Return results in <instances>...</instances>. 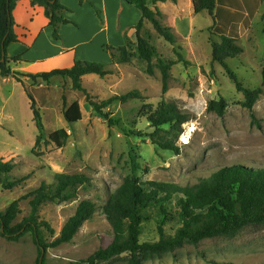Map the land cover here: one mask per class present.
Listing matches in <instances>:
<instances>
[{"label": "rangeland", "instance_id": "rangeland-1", "mask_svg": "<svg viewBox=\"0 0 264 264\" xmlns=\"http://www.w3.org/2000/svg\"><path fill=\"white\" fill-rule=\"evenodd\" d=\"M240 20L238 17L232 35L241 39L238 44L244 52L227 63L242 85L254 90L262 87L264 79V8L261 21L258 19L251 24L253 17H250L242 31ZM196 23L205 30H196L191 39L178 40L174 46L161 38L150 23L144 27L143 34H148L157 50L152 74L148 72V64L135 54L129 64L113 65L112 75L83 77L85 91L74 89L71 79L61 76L49 81L30 78L25 89L35 101L42 124L41 142L36 149L38 156L31 150V141L39 132L28 96L16 88L9 99L6 112L14 114L15 121L6 122L10 125L0 132V158L15 166L10 175L12 179L27 177V180L12 190H5L0 183V212L20 200L16 221L21 222L30 214V199L24 197L44 182L55 184L57 174L81 173L92 180L91 186L80 190L77 199L48 202L41 208L40 221L47 222L53 230H44V237L51 243L59 237L82 201L90 200L97 206L93 219L84 223L70 243L49 249L45 264H76L113 242V229L104 207L129 176L135 175L143 182L185 186L194 185L199 178L208 177L227 165L264 169V95L254 106L253 113L242 106L243 94L237 91L223 67L213 62L211 43L219 42L222 33L213 27V19L208 13L199 15ZM179 54L187 64L180 62L171 67L168 91L164 93L158 60L177 62ZM134 90L140 91L145 100L126 104L115 102L104 110L109 113V118L97 113L91 105V101L100 103ZM3 91L5 98L11 86L3 87ZM3 96L0 95V109ZM221 98L228 103L223 117L208 111L209 102ZM75 101L80 103L83 117L79 123L70 126L64 113ZM162 101L174 103L190 119L183 125V133L177 141L180 155L162 150L147 136L131 133L154 132L145 110L156 109ZM146 105H152V108H144ZM109 119L114 123L110 124ZM61 128H67L70 134L62 149L49 138ZM170 130V126L164 127V132ZM133 161L140 167L135 174ZM146 216L140 242L157 243L161 239L162 217L157 209L150 210ZM179 227V209L173 201L168 205L165 235H174ZM127 256L124 254L100 264H127ZM37 258L38 247L31 234L18 241H9L0 229V264H37ZM143 264H264V225L249 226L231 238L206 239L197 246L186 244L172 253L145 260Z\"/></svg>", "mask_w": 264, "mask_h": 264}, {"label": "trees", "instance_id": "trees-1", "mask_svg": "<svg viewBox=\"0 0 264 264\" xmlns=\"http://www.w3.org/2000/svg\"><path fill=\"white\" fill-rule=\"evenodd\" d=\"M20 0H0V72L3 77H14L23 83L22 78L37 80L42 78L49 81L52 77L61 76L71 79L73 87L79 91H85L83 77L87 75H98L105 78L113 74V65L129 64L135 54L148 64V72L153 73V60L157 56V50L151 43L148 34H143L146 23H150L153 30L172 46L176 45L179 37L172 27L162 22V12L157 7L158 2L164 0H130L142 13L139 24L135 27L136 41H130L126 37V44L119 47L106 46L105 50L111 57V64H101L89 61H76L74 66L66 70H55L44 74H26L14 72L10 68L11 62H18L20 57L10 59L7 56V47L17 42L18 38L14 32L15 21L13 11ZM33 6L45 9V15L53 28V37L59 40V29L63 25L70 24L66 18L71 10L65 7L61 0H29ZM80 4L88 0H78ZM227 2L234 8H241L239 0H193L196 14L207 12L215 20V9L220 3ZM220 41H212L213 62L218 63L234 82L238 92L244 96L242 106L253 113L254 106L264 95V79L262 87L247 89L238 80L237 75L229 67L227 61L240 56L244 49L234 38L226 35L219 36ZM183 62L187 64L184 57L179 54L177 62L166 63L158 60L157 67L163 78V92L168 91L170 80V69L172 66ZM31 100V109L34 120L39 128L36 144L32 150L34 156H38L36 149L41 142V116L36 109L32 96L27 92ZM144 101L145 98L140 91L134 90L124 95H116L102 102L91 101L94 110L109 118L108 109L115 102L126 104L130 101ZM144 108H152L146 105ZM228 103L224 98L210 101L208 111L218 116H225ZM65 119L70 126L82 120L81 106L75 101L66 111ZM145 115L154 129L153 133L146 134L142 131L131 132L138 137L147 136L153 144L162 150L181 154V148L177 145L179 136L183 133V125L189 122V117L181 111L174 103L162 101L156 109L145 110ZM254 117V115H253ZM110 124L114 121L109 119ZM170 126L169 132H164V127ZM163 133V134H161ZM50 140L60 149L67 145L70 134L67 128H61L51 133ZM15 166L0 158V183L5 190H12L21 186L27 177H10ZM135 161L132 163L133 174L139 170ZM92 180L89 176L81 173L56 175L53 185L42 183L40 187L24 199H30V214L21 222H17L20 214V200L14 201L4 211L0 212V229L2 236L9 241H18L24 236L31 234L38 247L37 264H45L49 249L57 248L70 243L80 231L84 223L93 219L97 212V206L90 200L82 201L75 214L63 226L59 237L49 243L44 237V230L53 232L47 222L40 221L41 208L48 202H68L78 198L79 192L86 186H91ZM175 202L179 209L180 227L174 235L166 236L164 226L168 220V205ZM157 209L160 213L162 226L160 227L161 239L159 242L150 244L140 242V235L144 222L147 220L146 213ZM104 213L113 229V242L107 248H101L91 255L87 260L76 264H100L128 254L127 264H143L145 260L172 253L186 244L197 246L203 240L218 237H234L240 231L249 226L264 225V169L247 167L244 165L224 166L208 177H201L194 185L182 186L177 183H163L156 181L143 182L135 175L127 177L111 195Z\"/></svg>", "mask_w": 264, "mask_h": 264}, {"label": "crops", "instance_id": "crops-1", "mask_svg": "<svg viewBox=\"0 0 264 264\" xmlns=\"http://www.w3.org/2000/svg\"><path fill=\"white\" fill-rule=\"evenodd\" d=\"M239 1L240 9L227 2L220 3L215 9V20L212 17L213 27L219 29L221 35L234 38L238 43L241 39L232 35L238 25L237 18L241 19L239 29L242 31L250 17H253V20H250L251 24L258 19L261 21L264 8L262 0ZM61 3L71 10V13L66 15L71 23L60 27V39L55 40L45 9L33 6L29 0L17 2L13 18L18 41L7 47V56L10 59L20 57L21 60L10 63L12 71L33 75L44 74L70 69L76 61L110 65L111 57L105 50L106 46H123L126 44V37L130 41H136L135 27L139 24L142 13L130 4V0H88L84 4H80L78 0H61ZM157 7L162 12V22L173 28L179 40H189L196 30L199 32L205 30L199 28L196 22L199 15L207 12L196 14L193 0H164L158 2ZM22 81L24 84L12 76L3 77L0 72V95L3 96V87L11 86V91L2 98L0 132L10 125L7 123L15 121L14 114L7 113L6 108L16 88H20L22 94L28 96L25 84L28 85L31 80L25 77ZM29 101L31 109V100ZM36 128L38 133L37 123ZM8 130L11 132L12 128L9 127ZM35 144L36 139L31 141V150Z\"/></svg>", "mask_w": 264, "mask_h": 264}]
</instances>
